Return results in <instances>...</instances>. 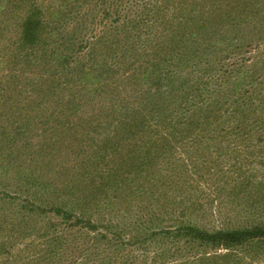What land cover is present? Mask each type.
<instances>
[{"label": "rangeland", "instance_id": "374dc122", "mask_svg": "<svg viewBox=\"0 0 264 264\" xmlns=\"http://www.w3.org/2000/svg\"><path fill=\"white\" fill-rule=\"evenodd\" d=\"M32 1L36 2L37 7L41 10L39 4L48 5L40 3L47 0H0L1 29L11 30L17 20H24L23 17L28 14L31 17L37 16L35 12L30 13ZM199 2L200 0H76L74 10L68 9L71 7L70 5L61 10L69 16L65 18V22L74 25L68 34L73 37L78 36V45H80L79 50H76L77 46L73 49L72 60L75 61L78 56L83 58L82 66L96 65L101 61L99 59L104 58V54L102 55L104 50L111 52V48L114 51L115 47L125 50L135 43H141L140 48L143 50L152 42H155L156 49L163 42L165 46H169L165 47L168 53L163 58H166L170 49L174 54L176 50L174 46H180L183 43L187 32L186 27L192 28L190 24L192 20L199 16L228 17L233 25L243 33L238 36L239 40L235 41L228 50L216 54L215 57L204 59L200 64L188 61V56L182 60L172 57L169 58V62H162L163 67L159 66L142 73L149 77L148 81H151L152 78H155L154 73L156 72H167L163 76L176 78L178 75L203 73V70H207L203 75L212 78L211 86L215 82L214 89L218 88L221 78L229 79L226 85L237 90L233 97L230 98L227 92L220 93V90L216 94L208 95V86L199 89L198 97L205 102H211L217 98L222 100L223 105L219 106L215 113L221 109H227V113L219 121L220 124H223L221 128H224L225 132L227 129L238 130L239 124L248 126L250 115H244L249 112L248 109H244L248 106V100L245 99L243 102L242 99L238 101L237 98L244 92L248 96L254 93V95L264 97V65L256 69L254 63L264 60V57L261 58L259 54L260 50L264 52V39H258V30L261 32L259 34L264 36L261 30L264 27H259L261 22L264 24V0H203V3L200 4L201 7ZM186 4L191 10H182ZM209 4L212 5V8ZM42 11L40 28L46 29L45 33L49 34L54 28L53 19L50 17L52 9ZM106 12L110 14L112 22L117 19L114 22V24L118 23L115 28L117 31L107 24L109 20H105L108 16L105 17ZM101 19L103 20L101 21ZM217 24L211 28V32L217 30ZM68 26L65 24L66 28L63 30H67ZM229 26L234 28L231 23ZM110 29L113 34H120L118 37L120 43L110 37L108 39L112 42L111 44L96 42L100 34L105 35ZM6 33L5 37L0 38V133L11 121H15L17 113L22 112L28 118L31 113L38 111L29 108V103L32 101L44 105L42 110L47 119V127H52L53 120L49 118H51L55 102H58L52 90H56L53 87L57 86L59 67H56L53 72L50 71V65L47 64L45 67L42 63L46 60V56L43 55L21 58L19 53H14V50L12 52V49L15 48H10L8 45L10 43L9 31ZM94 34L96 36H93ZM52 43L54 44V42ZM163 49L164 47L153 53L162 54ZM85 53H90V55L87 57ZM147 58L149 57H145V59ZM248 59L251 62L247 61ZM134 61L135 57L133 59L130 55L120 70L128 71ZM205 61L209 62L205 63ZM253 69L257 71V74L250 79L248 75L253 72ZM134 73L135 69H132L130 74ZM120 76L125 77V73H121ZM122 77L117 80L120 82L125 80ZM136 77L142 76L136 75ZM117 80L116 82H118ZM148 81H146L147 84ZM231 83L234 84L231 85ZM226 85L223 86L224 91L227 90ZM237 85L240 86L236 89ZM65 93L68 95V92ZM253 98L255 102L252 103L256 104L259 97L253 96ZM192 109L193 107H189L187 115H190ZM254 109V118L262 117L261 106L258 105ZM60 112L66 114L65 118L67 117V119L61 125L56 123L59 130H61V126L67 128L66 131L71 129L70 133L77 134L78 137L80 132L88 133L90 132L89 128H94L93 122L80 121L78 118L80 114ZM13 115L15 117H12ZM85 123L88 126H85ZM47 127L44 128L47 129ZM27 129V126L25 129L16 127V125L12 127L17 145L20 143L30 144L29 132L26 133ZM31 131H33L30 134L34 136V142H43L44 140L37 134L46 137L45 142L52 150H48L45 156L46 166L51 167V170L48 169L47 177L49 181L57 177L60 188L58 190L49 189V187L43 188L39 183H33L29 170L20 169L30 166L18 168L20 170L8 168L7 165L0 167V242L7 241L6 237L11 235L5 233L11 228L7 229V226H11L13 220L15 221L13 224H16V218H18L17 222L19 221L22 225L19 229L16 224V233L12 231L14 232L12 237L16 240L15 248L12 251L13 255H5L4 260L10 261L14 256L23 258L21 255L32 257L35 254L40 255L43 259L51 258L56 262L55 264H219L218 261L210 260L205 256L207 248L211 247H208L202 240L188 242V238L192 234L187 235V230H185L186 236L161 234L152 239L148 238L151 230L144 231L146 228L153 230L159 227L175 229L181 220L193 234L233 231L235 229L249 232L251 235H246L245 241H241L242 243H240V239H236L237 241L232 243L235 245L234 249L226 250L213 247L209 250V254L212 256L233 252L239 254V257H243L240 258L242 262L240 264H264V237L252 235L253 232L255 233L261 226H264L263 143L253 140L251 143L237 146L232 144L226 151L216 145L201 146L199 149H196L197 146L187 144L186 147L183 144L172 145L175 146L174 148L168 146L170 151L173 150L177 153L175 159L178 158L180 165L177 169L176 161L174 164L170 160L168 165L162 161L167 166H175V169L171 170L168 175L170 179L165 181L169 186L162 185L161 180L152 185V176L155 173L156 176H159L161 170L156 166L145 172L144 170L140 173L134 172V175L142 176L146 182L145 191L125 193L120 190L113 194L115 197H111L117 180L126 174L123 168L126 169L127 165L124 167V163H121L122 167H119L121 172L113 178V180L117 179L114 187L105 186L100 192V196L95 194L99 184L94 181L95 179H92L101 167V163L114 168L123 160L118 157L114 158L111 155L112 149L108 154L107 151L105 154L104 150H98L100 146H103V143H98L97 139L90 138L93 137V132L89 133L90 137L88 136V140L92 144L82 140L84 135L78 141L71 137L61 151L49 144L47 141L49 132L45 131L41 125H33ZM230 137L233 138L232 135ZM237 138H243L240 136V132ZM23 139L25 142L22 141ZM4 144L0 138V150ZM60 151L61 153L56 155ZM6 156L7 151H0V161ZM161 164L159 162L157 165L161 166ZM133 170H137V166ZM116 171L118 169L113 170V172ZM73 191L75 193H72ZM249 191H252L253 194ZM8 193L16 197L15 204L8 206V202L6 204L1 202L3 196ZM55 196H59V198L56 199ZM100 197L104 198L101 200L103 202L97 201ZM110 200L113 203L105 206ZM32 203L41 204L43 208L48 206L46 209L48 212L34 211L30 206ZM163 204L172 206L166 213L168 216L163 215L161 219H159L160 217L154 219V215H152L151 218L150 209L164 207ZM54 206H60L67 212L56 213L52 209ZM181 208H187L188 212L182 213ZM70 215L79 217L82 221L77 222V219ZM92 224L95 225V228H91ZM251 227V230L247 229ZM98 233H102L104 237L96 235ZM41 237L45 238V241H40ZM23 239L25 244H30L29 247L22 245ZM136 239H144V242L134 243ZM119 241H121L120 246L111 245ZM171 241L176 245L174 255H172L174 251L171 249L173 248ZM98 244L100 246L97 248ZM22 247L24 249L19 252V248ZM197 248L203 252V255L193 259L192 254ZM157 249L159 253L164 252L161 254V258L158 257L154 261L153 257L154 253L158 252ZM203 258H206V261L202 263ZM38 264H44V262L40 261Z\"/></svg>", "mask_w": 264, "mask_h": 264}, {"label": "trees", "instance_id": "16d2710c", "mask_svg": "<svg viewBox=\"0 0 264 264\" xmlns=\"http://www.w3.org/2000/svg\"><path fill=\"white\" fill-rule=\"evenodd\" d=\"M40 3L48 4L45 5L38 3L42 10L52 9V13L50 15L54 23L52 32L47 34L45 33L46 29L42 30L40 28V20L42 19L40 18V14L43 11L37 7L36 2L32 1V9L30 13L35 12L37 16L31 17L28 14L26 17H23L25 18L24 20H17L16 23H14V26L11 27V30L1 29L0 27V38L5 37L7 34L6 32L9 31L8 38L10 43L8 45H10V48H15L12 49V52L14 50V53H19L21 58L36 57L38 55L46 56V60L42 63H44L45 67L49 64V69L52 72L56 67H59V76L56 79L57 86L53 87V89H56L57 91L52 90L55 94V99H58V102H55V107L51 112V118H49L53 120L51 123L52 127H47V119L44 115V111L42 110L44 105H39L37 101L29 103V108H31V110L37 109L38 111L31 113V116L28 118L24 116V113L22 112L17 113L19 116L16 115L15 121H11L0 133V138L5 143L0 151H7V156L0 161V167L7 165L8 168L15 170H29V175L31 176L33 183H39L43 188L49 187V189L55 188V190H58L60 185L57 181V177L52 181H49L47 177L48 169L51 170V167L48 165L46 166L47 162L45 156L48 150H52L49 149V146L45 142L46 137L43 135L37 134V136L44 139L43 142L33 141L34 136L30 134V132L33 133V131H31V127L33 125H41L45 131L47 130L49 132V135L47 136L49 144H52L54 146L53 148H58L61 151L65 148V145L67 144L66 142H68L71 137H73L75 141H78L84 135L82 140H84L85 143L90 142L88 140V136L90 132H93V137H89L91 139H97L98 143H103V146H100L98 150H104L105 154L107 151L108 154L110 149H112L111 155L114 158L118 157L123 160L120 161L114 168H110L106 166L105 163H101V167H99L96 175L92 179H95L94 181H97L99 184L98 190H95V194L100 196V192L105 186H108L109 188L114 187L117 179L113 180V178L117 177V175L121 172V169L119 168L122 167L121 163H124V167L127 165L126 169L123 168V171L126 174L124 177L117 180L115 190L111 192V197H115L113 194L120 192V190L125 193L131 191L136 193L145 191L146 182H144L142 176L138 177L137 175H134V172L140 173L142 170L145 172L151 167L153 168L157 166L161 169L159 176H156V173L152 176V185L157 184L158 181L161 180L162 185L165 187L169 186V184L165 183L167 179H170V176L168 175L171 170L175 169V166L178 169L180 165L178 158L175 159V155L177 153L173 150L170 151L168 146L174 148L175 146L172 145L183 144L186 147L187 144L194 147L197 146L196 149H199L201 146L208 147L216 145L218 147H222L226 151L232 144L237 146L245 143H251L253 140H255L254 142L264 144L263 96L254 95V93L248 96L246 92L241 94L237 98L238 101L239 99H242L243 102H245V99L248 100V106L244 108L245 110H249L248 113H244L245 116L250 115L247 122L248 126H242L239 124L238 130L227 129L225 132L223 130L224 128H221L223 127V124H220L219 121L223 118L225 113H227V109H221L219 112L215 113L219 106L221 107L223 105L222 100L217 98L211 102H205L203 99L198 97V92L199 89H202L204 86H208V95L216 94L220 90V93L227 92L231 98L237 93V90H235L234 87L231 88L226 85V82H229V79L226 80L221 78L218 88L214 89L215 82H213L211 86L212 78L205 77L203 75V73L207 70H203V73L194 72L191 75H178L176 78L163 76V74H166L167 72H156L154 73L155 78H152L151 81H148L149 77H146V75L142 73L145 70L151 71L159 66L163 67L164 65H162V62H169V58L172 57H177V59L182 60L188 56V61L191 60L195 61L194 63L196 64H200L204 59L215 57L216 54L228 50L230 46L234 45L235 41L239 40L238 36L243 34L238 27L233 25L228 17L207 18L206 16H199L198 18L192 20L190 22L192 28L186 27L187 32L185 33L186 36L183 38V43L180 44V46H174V49H176L174 54L172 53L173 50L169 48L170 51L166 58L163 57L168 53L165 49L168 45L165 46L164 42L158 45V49L155 48V42H152L143 50L140 48L141 43L136 44L134 42L135 44L131 43L132 45L125 48V50L119 49V47H115L114 51H112L111 48V52L104 50L102 52V55L104 54V58L99 59L101 61L97 62L96 65L82 66V57L79 58L76 56L75 61L72 60L73 49L75 46H77L76 50H79L80 48V45H78V36L73 37L68 34L69 30L73 28L74 25L65 22V18L69 16L61 11L64 7L67 8L68 5L71 6L68 9L74 10L73 7L76 5V0H47L46 2ZM202 3L203 0H200L199 6ZM209 6L212 8L211 4H209ZM184 9L191 10V8H188V4H186L185 8H182V10ZM258 11H260V8H258ZM175 16L177 15L175 14ZM105 17V20H109L107 23L109 27L114 29V31H117L115 28L118 23L114 24L117 19L112 22L108 12L105 13ZM102 20L103 19H101V21ZM224 21L230 22L225 23ZM230 23L234 28H230ZM65 24L69 25L67 30H63L66 28ZM216 24L218 25L217 30L211 32V28ZM259 27L263 28L264 24L261 22ZM261 30L264 34V28ZM259 33L261 32L258 30V39H264V36H261ZM119 35L113 34V31L110 29V31L106 32L105 35L100 34V36L97 37L98 39L96 42L101 44H111L112 42L108 38L110 37L113 38L114 41H119ZM93 36H96V34ZM52 42H54V44ZM192 45L195 46L192 47ZM162 47H164L162 54L153 53ZM149 52L151 53L148 54ZM85 54H87V57L90 55V53ZM259 54L261 55V58L264 57V52L262 50L259 51ZM130 55L133 59L135 57V61L133 62V66L129 67L128 71L124 72L120 70V68L124 67L123 65L126 64V60ZM147 56L150 60H147L149 58L145 59ZM247 61L251 62L250 59ZM259 61L260 63L257 64ZM259 61L254 62L256 69L264 65V60ZM208 62L209 61H205V63ZM132 69H135V73L131 75L130 72ZM121 73H125V77L120 76ZM256 74L257 71L253 69V72L248 75V77L251 79L253 75ZM136 75H140L142 77H136ZM119 77H122L125 80L120 82V80H117ZM116 80L119 83L116 82ZM146 81H148V84ZM224 84L227 87L226 91H224L223 88ZM233 84L234 83H231V85ZM239 86L240 85H237L236 89ZM65 92H68V95ZM253 96L259 97L256 104L252 103L253 101L255 102ZM252 105L255 107L258 105L261 106L262 117L254 118L253 114L255 107H252ZM189 107H193V111H191L190 115H187ZM60 111L67 112V114H80L78 117L80 121L84 122L87 120L89 122H93L94 128H89L90 132L88 133L80 132L78 137L77 134L74 135V133H70L71 129L66 131L67 128H62L61 126V130H59L56 123L61 125V123L67 119V117L65 118L66 114ZM12 117H15V115ZM24 122L25 124L23 125ZM14 125H16V127H20L21 129H25L26 126L28 127L26 133L29 132L28 140H30V144H16L14 133L12 131V127ZM85 126H88V124L85 123ZM44 127H47V129ZM239 132L240 136H243V138H237V140L236 137ZM230 135H232L233 138H231ZM22 141L25 142L24 139ZM90 143L92 144V142ZM61 151L57 152L56 155H59ZM170 160H172L174 164L175 161L177 162L175 166H167ZM162 161H165L167 165L163 164ZM159 162L162 163L161 166L157 165ZM90 163H88V165H90ZM96 163L99 164L98 162ZM27 166L30 167L28 168ZM136 166L137 170H133ZM20 167L27 168L25 169ZM114 169H118V171L113 172ZM128 173L133 174L130 175ZM246 182L249 184L248 181ZM151 191L153 192V190ZM249 192L253 194L252 191ZM57 193L59 194V192ZM72 193L75 192L73 191ZM55 198L58 199L59 196H55ZM103 199L104 198L101 199L100 197L97 201L103 202L101 201ZM16 200L17 199L13 196V194L8 193V195L3 196L1 202L3 204L8 202L9 206L11 204H15L17 202ZM25 202L30 204L28 201ZM111 203L113 202L110 200L105 206H108ZM30 206H32L34 211L41 213L48 212V210H46L48 206L43 208L42 205L38 203H32ZM171 207L172 206L166 204L161 208H152L149 211L150 217L152 218V215H154V219L159 217V219H161L163 215L168 216L166 213ZM52 209H54L56 213L67 212L66 210H62L60 206H54ZM181 211L182 213H186L188 212V209L181 208ZM70 217L75 216L70 215ZM75 218L77 219V222L82 221L79 217ZM17 220L18 218H16V224L20 229L22 225H20V222H17ZM14 222L15 221L13 220V223ZM90 222L91 221L89 220V223ZM13 223L11 226H7V229L11 227L5 233L11 234L6 237L7 241L0 242V264H6L5 262H8L7 264H38L40 261L44 262V264L56 263L55 261H52L49 256L48 257L50 259H43L40 255L37 256L35 254L32 257L21 255L23 258H20V256H14V258L10 261L4 260L3 257L5 255H13L12 251L15 248L16 240L13 239L12 236L14 234L12 233L16 231V224ZM148 223L151 224V222ZM183 224L184 223L180 220V224L176 226L175 229L159 227L153 230L146 228L144 231L148 232L151 230L148 237L151 239L161 234H175V236H186V234H192L193 236L190 235L191 237L188 238L189 243L202 240V242L207 244L208 247L223 248L226 250L235 248V245L232 243L237 241L236 239H240V243H242L241 241H245L244 239L246 238V235H251L249 232L239 229L222 232L214 231L212 233L197 232V234H193L190 233L188 230L189 228H186ZM91 228H95V225L92 224ZM247 229L251 230L252 227ZM185 230H187L186 234ZM96 235L104 237L102 233H98ZM252 235L264 237V226H261L259 230L255 231V233L253 232ZM43 237L40 238V241H45V238ZM143 240L136 239L134 240V243H143ZM171 242V247H173L171 249L174 251L172 252V255H174L176 245L175 242ZM30 243L32 244V241H30ZM120 243L121 241L118 243H112L111 245L118 247L120 246ZM22 245L25 247L30 246L29 243H24V239ZM99 246L100 244L97 245V248ZM23 249V247L19 248V252ZM210 249L207 248V255L205 256L210 260L218 261L219 264L242 263L240 258L243 257H239V254L227 252L221 255L216 254L210 256ZM157 251L158 252L154 253V261H156L158 257L161 258V254L164 252L162 251V253H159L158 249ZM192 255L193 259L199 258L198 256H202L203 252L197 248ZM205 261L206 258L201 260L202 263ZM162 262L164 263V261Z\"/></svg>", "mask_w": 264, "mask_h": 264}]
</instances>
